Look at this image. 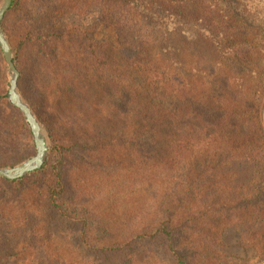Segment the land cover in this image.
<instances>
[{
    "label": "trees",
    "instance_id": "1",
    "mask_svg": "<svg viewBox=\"0 0 264 264\" xmlns=\"http://www.w3.org/2000/svg\"><path fill=\"white\" fill-rule=\"evenodd\" d=\"M23 1L13 0L2 25L21 73L22 96L38 119L46 115L53 128L47 129L49 136L65 141L62 111L72 107L70 97L80 91L89 96L80 97L77 124L84 142L109 149L112 159L114 148L122 145L125 158L141 162L145 171L148 149L172 150L175 165L168 179L179 182L185 210L168 214L163 228L158 222L155 230L139 231L136 239H165L173 263L190 264L172 225L198 219L189 209L192 199L206 198L210 217L222 215L226 223L231 219L221 210L231 204L264 215V25L254 24L247 0H61L47 11V25H40L41 18L26 20L23 57L31 60L22 61L6 23ZM87 14L93 23L80 20ZM105 30L107 38L100 33ZM0 55L7 65L1 46ZM99 127L108 129L106 137L91 133ZM54 151L53 146L49 158ZM48 165L24 178H0V185L52 176L40 201L63 215L66 178ZM7 166L13 165L0 168ZM8 197L0 191V227L7 247L15 249L10 243L18 232L6 213ZM216 200L218 210L211 208ZM90 219L81 213L77 221ZM97 248L113 255L124 249L120 243Z\"/></svg>",
    "mask_w": 264,
    "mask_h": 264
},
{
    "label": "rangeland",
    "instance_id": "2",
    "mask_svg": "<svg viewBox=\"0 0 264 264\" xmlns=\"http://www.w3.org/2000/svg\"><path fill=\"white\" fill-rule=\"evenodd\" d=\"M3 2L0 0V8ZM247 2L246 7L254 24L264 25V0ZM59 3L61 0H24L23 5L8 17V33L12 35L22 61L31 60V57H23L26 35L23 26L27 24L26 20L35 18L38 21L41 18L40 25H47V11ZM80 20H84L85 24L95 21L88 14ZM100 33L106 38L109 36L107 30ZM12 76L0 55V165H13L4 168L17 166L37 154L30 127L28 129L24 125V115L17 113L9 100ZM18 91L22 96L19 82ZM80 97L89 99V96L76 91L70 97L72 107L66 105L62 111L68 125L64 142L56 139L55 135L54 138L49 136L48 130L53 128L46 115L40 119L35 115L49 145L45 162L48 161L53 172L60 168L66 178V210L60 215L44 207L40 201L43 189L53 182L52 176H29L21 185H0V191L9 195L6 213L18 232V237L10 243L16 248H8L3 227H0V264H174L172 253L165 252L168 246L165 239H136L139 231L155 230L158 222L163 228L168 214L183 213L185 210V203L179 202V198H187L177 188L179 182L168 179L175 165L174 157H169L172 150L148 149L147 171L141 162L125 158L126 149L122 145L114 148L117 155L114 159L110 157L109 149L102 148L105 150L102 159V149L84 142L77 126L82 120ZM30 99L34 100V96L31 95ZM261 120L264 125V101ZM91 133L103 138L108 135V129L99 127ZM53 146L55 151L49 158ZM163 168L169 171L168 174L161 172ZM242 182L246 184L247 180L243 177ZM207 201L200 197L192 199L189 209L198 219L172 225L178 232V244L187 248L188 262L264 264V215L250 213L246 206L240 208L231 204L221 210L231 219L230 223H226L222 215L210 217ZM219 201L216 200L211 208L220 209ZM81 213L88 214L90 221L78 222ZM218 231H222L221 236H218ZM97 234H100L99 238ZM115 243L122 244L123 251L113 255L102 253L97 248Z\"/></svg>",
    "mask_w": 264,
    "mask_h": 264
},
{
    "label": "water",
    "instance_id": "3",
    "mask_svg": "<svg viewBox=\"0 0 264 264\" xmlns=\"http://www.w3.org/2000/svg\"><path fill=\"white\" fill-rule=\"evenodd\" d=\"M13 0H4L2 7L0 8V46L10 71L12 72V79L9 87V100L11 104L19 109L25 116L26 122L28 123L33 136L37 149V154L33 158L11 168H0V177L8 180H16L23 178L30 172L40 169L48 155L49 145L43 134V127L30 106L23 100L22 96L18 91V80L20 77V72L17 69L12 48L9 41L5 35L3 29V19L10 9Z\"/></svg>",
    "mask_w": 264,
    "mask_h": 264
},
{
    "label": "bare ground",
    "instance_id": "4",
    "mask_svg": "<svg viewBox=\"0 0 264 264\" xmlns=\"http://www.w3.org/2000/svg\"><path fill=\"white\" fill-rule=\"evenodd\" d=\"M43 132V131H42Z\"/></svg>",
    "mask_w": 264,
    "mask_h": 264
}]
</instances>
